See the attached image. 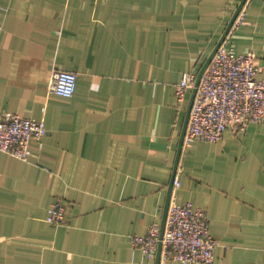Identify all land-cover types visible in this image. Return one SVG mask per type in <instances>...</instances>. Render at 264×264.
Returning a JSON list of instances; mask_svg holds the SVG:
<instances>
[{
  "label": "crops",
  "instance_id": "obj_1",
  "mask_svg": "<svg viewBox=\"0 0 264 264\" xmlns=\"http://www.w3.org/2000/svg\"><path fill=\"white\" fill-rule=\"evenodd\" d=\"M242 1L0 0V112L47 129L29 162L0 153V264H157L131 240L162 225L169 198L206 212L214 264H264V123L183 145L170 190L192 94L181 105L176 88ZM242 11L227 45L264 79V0ZM55 70L77 75L72 98L50 92Z\"/></svg>",
  "mask_w": 264,
  "mask_h": 264
},
{
  "label": "built area",
  "instance_id": "obj_2",
  "mask_svg": "<svg viewBox=\"0 0 264 264\" xmlns=\"http://www.w3.org/2000/svg\"><path fill=\"white\" fill-rule=\"evenodd\" d=\"M243 13L240 12L233 28L244 23ZM230 33L216 51L197 87L184 147L196 139L217 143L227 132L240 136L250 124L264 123V79L258 77L257 56L252 52L235 54L227 45ZM197 77L193 73L183 75L176 88V97L181 105L187 101L188 93L195 89ZM76 87L75 73L59 70L52 73L51 93L72 98ZM46 136L43 121L0 112V153L29 162L34 146L41 150ZM179 185L176 180L175 186ZM67 210L64 200H57L48 210L47 222L56 227L66 224ZM131 243L148 259L154 258L161 246V264H214L218 245L210 233L209 219L204 210L191 203L179 205L173 202L169 205L163 235L161 226L153 225L145 236L132 237Z\"/></svg>",
  "mask_w": 264,
  "mask_h": 264
},
{
  "label": "water",
  "instance_id": "obj_3",
  "mask_svg": "<svg viewBox=\"0 0 264 264\" xmlns=\"http://www.w3.org/2000/svg\"><path fill=\"white\" fill-rule=\"evenodd\" d=\"M246 1L247 0H243L242 3L240 4V6L238 7V9L236 10L232 20L230 21V24L228 25V28H227L225 34L222 36L221 40L219 41L215 51L212 53V55L210 56V58L208 59V61L206 62V64L202 68V70L200 71V73L198 74L196 86H195V89L192 90V94H191L190 102H189V107H188L187 114H186L185 125H184V128H183V132H182V136H181V140H180V146H179V151H178V156H177V161H176V166H175V172L173 174V182L171 183V186H170V190L171 191L173 189V184H174L175 176H176V173H177V168H178V165H179V162H180V158H181V155H182L184 139H185L187 125H188V121H189L190 110L192 108L193 101H194V98L196 96L197 87L199 86L200 80H201L204 72L206 71L207 67L209 66L210 62L212 61L216 51L224 43L226 37L228 36L230 31L232 30L236 19L238 18V16H239L240 12L242 11V9L245 7ZM169 205H170V198L167 201L166 208H165V214H164L165 216H164L163 223L161 225L162 235H163V232H164V229H165V225H166V219H167ZM160 258H161V246L159 247L158 253L156 255L157 264H160Z\"/></svg>",
  "mask_w": 264,
  "mask_h": 264
},
{
  "label": "rangeland",
  "instance_id": "obj_4",
  "mask_svg": "<svg viewBox=\"0 0 264 264\" xmlns=\"http://www.w3.org/2000/svg\"><path fill=\"white\" fill-rule=\"evenodd\" d=\"M238 25H240V24H238ZM238 25H237V26H238ZM237 26H236V27H237Z\"/></svg>",
  "mask_w": 264,
  "mask_h": 264
}]
</instances>
